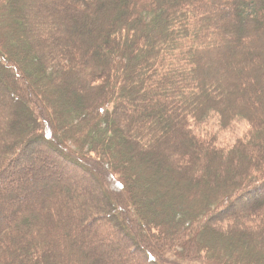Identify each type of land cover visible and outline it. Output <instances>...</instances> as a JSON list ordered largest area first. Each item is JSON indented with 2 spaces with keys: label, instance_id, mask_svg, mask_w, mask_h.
Returning a JSON list of instances; mask_svg holds the SVG:
<instances>
[{
  "label": "trees",
  "instance_id": "16d2710c",
  "mask_svg": "<svg viewBox=\"0 0 264 264\" xmlns=\"http://www.w3.org/2000/svg\"><path fill=\"white\" fill-rule=\"evenodd\" d=\"M43 1L0 0V264H264V0Z\"/></svg>",
  "mask_w": 264,
  "mask_h": 264
},
{
  "label": "rangeland",
  "instance_id": "374dc122",
  "mask_svg": "<svg viewBox=\"0 0 264 264\" xmlns=\"http://www.w3.org/2000/svg\"><path fill=\"white\" fill-rule=\"evenodd\" d=\"M43 1V0H40ZM47 4H51L52 0H44ZM43 1V2H44ZM44 2V3H45ZM45 3V4H46ZM197 133L202 134H214L216 136L218 146L223 149H230L235 146V141L239 138H241L243 135H246L247 131V123L243 120L241 121H235L231 124V126L228 129L222 130L218 121V118L216 116H211L207 122L203 123L201 126H195ZM52 166H58L60 169V174L62 176L67 175L68 173L64 170L61 171V168L58 163L52 164ZM107 180L109 182V185L111 186L110 180L107 177ZM117 194H119L116 191ZM169 261H171L169 259Z\"/></svg>",
  "mask_w": 264,
  "mask_h": 264
}]
</instances>
